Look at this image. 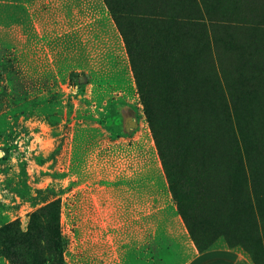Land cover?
Returning <instances> with one entry per match:
<instances>
[{"label": "rangeland", "instance_id": "obj_1", "mask_svg": "<svg viewBox=\"0 0 264 264\" xmlns=\"http://www.w3.org/2000/svg\"><path fill=\"white\" fill-rule=\"evenodd\" d=\"M139 5L156 16L131 32L139 75L150 87L155 129L167 140L163 154L184 164L187 135L174 121L195 105L169 103L159 85L175 65L183 70V53L208 86L216 79L227 90L241 72L248 83V71L264 77V0ZM165 16H173L171 25ZM253 43L259 51L250 50ZM129 58L104 0H0V264H13V255L41 257L49 228L37 212L53 201L65 264H182L196 248L190 229L203 247L222 240L264 264L256 210L264 202V162L253 186L248 177L237 192L223 178L232 161L210 159L197 178V168L184 164L193 176L178 179L187 192L182 218ZM193 73L185 82L195 81ZM262 110L250 115L262 118Z\"/></svg>", "mask_w": 264, "mask_h": 264}, {"label": "trees", "instance_id": "obj_2", "mask_svg": "<svg viewBox=\"0 0 264 264\" xmlns=\"http://www.w3.org/2000/svg\"><path fill=\"white\" fill-rule=\"evenodd\" d=\"M104 2L121 34L124 46L130 57L129 61L135 73L136 87L144 103L157 150L164 164L168 190L172 200L177 205V213L182 218H185L187 192L178 189V179H180V176H193L191 175L193 170L189 173L184 165H188L189 162L193 164V167L197 168L194 171L196 176L192 177L197 178L201 176L206 168V162L210 159L232 161L234 163L233 172L230 176H224L225 174H223V178H232L231 183L235 187L236 192L242 181L247 180L248 177L252 181L253 186L256 176L255 166L258 162H264V116L257 118L254 113L256 118H253L250 115V112H254L259 108L263 109L262 111L264 112V77L260 75L262 70L248 71L253 74V81L250 83L244 79L246 73L241 72L242 74L229 82L226 90V87H222L216 79L212 86H208L206 82L207 76L198 71V66L194 64L195 60L190 59L189 53H183L186 61L183 70L178 65H175L170 71L165 73L167 80H164L159 85L164 86L162 89L166 93L169 103L183 105L193 103L195 105L193 110L186 107L182 108L179 114L175 116L174 124L176 128L183 130L187 135L186 145L184 150L181 151L184 164L180 161L177 164L175 156L170 155L171 159H167V156L163 154L167 140L155 129L156 117L154 116V109L148 100L151 95L148 92L150 87L145 84L143 77L139 75V53H136V51L140 49V45L131 33L136 31L137 21L140 22L138 26L149 25L144 22L149 21L152 24L153 18L156 16H154L155 14L150 16L151 11L144 9L147 7H139L141 6L139 5L141 0H132V2L127 4L122 3L120 0H104ZM172 17L165 16L169 25L172 24ZM251 49L259 51V44L253 43ZM190 62L192 63L191 66ZM244 64L247 67L250 61L247 60ZM242 66L240 65L239 69ZM191 72H194L195 81L187 83L185 80ZM192 95L193 98H191ZM260 124L262 128H259ZM206 131L210 133V137L206 136ZM210 138L212 141L207 140ZM234 144L237 148L232 149ZM252 192L259 197L254 188H252ZM59 209V204L56 201L38 209L37 213L43 215L44 222L49 228V234L41 248L44 251L41 257L37 260H24L17 255H13L11 256L13 264H45L47 260L49 264H65L63 259L65 241L60 233ZM250 209L252 210V205H250ZM256 210L259 211V216L264 222V202L257 203ZM18 234L20 239L25 237L22 232ZM189 234L199 252L213 244L203 247L200 240L193 237L191 229ZM45 252H47V259L42 256ZM258 259L252 256L254 264H260Z\"/></svg>", "mask_w": 264, "mask_h": 264}, {"label": "crops", "instance_id": "obj_3", "mask_svg": "<svg viewBox=\"0 0 264 264\" xmlns=\"http://www.w3.org/2000/svg\"><path fill=\"white\" fill-rule=\"evenodd\" d=\"M182 264H254L250 255L238 246L217 240L205 250L196 248Z\"/></svg>", "mask_w": 264, "mask_h": 264}]
</instances>
